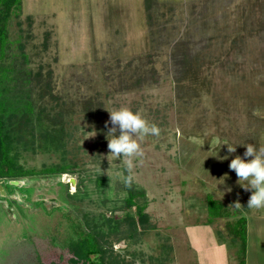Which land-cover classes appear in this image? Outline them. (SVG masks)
I'll list each match as a JSON object with an SVG mask.
<instances>
[{"label": "rangeland", "instance_id": "374dc122", "mask_svg": "<svg viewBox=\"0 0 264 264\" xmlns=\"http://www.w3.org/2000/svg\"><path fill=\"white\" fill-rule=\"evenodd\" d=\"M19 1L15 40L24 31L34 66L53 69L62 97L56 109L74 111L66 117L74 136L68 154L28 151L24 161L37 169L72 167L60 177L27 179L13 207L0 202V264H66L59 256L69 259L66 217L124 219L115 209L129 182L145 192L138 201L154 229L138 240L109 235L113 264H238L226 223L242 216L246 264H264V0ZM180 40L199 54L197 78L187 84L198 94L190 106L177 101L168 64L170 42ZM140 64L148 74L155 69L159 82L120 93L119 77L108 70L127 69L131 77ZM97 95L104 113L86 115L82 99ZM68 183L70 195L81 184L82 200L67 197ZM208 196L225 203L232 218L205 226ZM129 211L137 215L135 207Z\"/></svg>", "mask_w": 264, "mask_h": 264}, {"label": "trees", "instance_id": "16d2710c", "mask_svg": "<svg viewBox=\"0 0 264 264\" xmlns=\"http://www.w3.org/2000/svg\"><path fill=\"white\" fill-rule=\"evenodd\" d=\"M147 7L150 10V6ZM0 11V182L31 180L38 176L47 177L49 175L60 177L62 174H68L72 165L64 163L55 165L56 167L37 169L36 167H27L26 161H24V153L28 151L68 154L66 149L74 136L66 128V117H70L72 110L58 111L56 109L59 99L62 97L59 95L57 85L54 84L53 69L48 63L34 66L35 57L25 52L27 44L23 38L24 31L19 39L15 40L14 30L12 31L13 19L20 17L21 2L19 0H1ZM148 17L150 20L149 32L151 37H154L158 32L154 29L152 16L148 15ZM196 32V30L194 33L192 31L191 37L195 36ZM9 34L12 35L13 41L11 42L6 40L9 39ZM6 36L7 38H5ZM47 38H49L48 33L43 44L44 50H47L48 47ZM170 43L172 46L168 64L170 71L174 73L177 101H182L183 104L190 106L192 104L190 99L198 94L187 84H189L190 78H197L195 65L199 60V54L195 48L191 47L188 40ZM14 49H17L18 53ZM150 57L152 56L150 55ZM132 67L134 66L131 62L126 65V68ZM117 69H121L120 65H117ZM110 70H108L110 72L108 76L119 77L120 93L140 91L150 83L159 82V80H154L155 77H158V72L152 69L148 74L143 64L135 66L134 72L129 74L131 77H127V69L124 71L121 69L117 75ZM198 84L199 80L197 79L196 85ZM100 96L83 98L82 112L86 115L104 113ZM95 108L97 110L93 112ZM63 162H65V158H63ZM255 164L257 166L261 163ZM103 182L104 179H97L99 186L103 185ZM78 186V192L70 195L68 192L70 183H68L66 194L70 200L84 198H81L83 187L81 184ZM143 197H145V192L138 190L129 182L128 194L123 201V206L115 209L126 212L124 219L117 220L114 215L110 217L109 214L99 218H92L88 214L76 218L67 216L71 232L65 239L64 250L66 249L69 259H63L64 253L59 255L60 258L66 264H113L109 261L112 256L110 254L113 252L110 247H107L111 244L108 241L109 235L118 242L138 240L147 231L154 229V226L149 223L150 216L145 212L146 204H140L138 201ZM207 204L210 217L205 226H212L218 219L232 218L233 213L222 201L208 196ZM133 207L137 209L136 216L129 211ZM139 226L145 231L140 232ZM105 228H107L106 233L104 232ZM226 229L233 246L237 248L238 264H246L249 242L248 219L242 216L236 220L227 221ZM36 264H43V261L37 260Z\"/></svg>", "mask_w": 264, "mask_h": 264}, {"label": "flooded vegetation", "instance_id": "af4514ba", "mask_svg": "<svg viewBox=\"0 0 264 264\" xmlns=\"http://www.w3.org/2000/svg\"><path fill=\"white\" fill-rule=\"evenodd\" d=\"M0 183H3V186H4V189H5V192H6V195L4 197L1 196L0 194V200L1 201H8V204L13 207V205L16 203V201L14 200H11L12 197H16L15 196V193L17 192H22L23 190H19V187H16V186H11L9 183L7 182H0ZM13 204V205H12ZM2 205V204H0Z\"/></svg>", "mask_w": 264, "mask_h": 264}, {"label": "water", "instance_id": "95a60500", "mask_svg": "<svg viewBox=\"0 0 264 264\" xmlns=\"http://www.w3.org/2000/svg\"><path fill=\"white\" fill-rule=\"evenodd\" d=\"M26 180H27V179L11 180V181H9L8 183H9L11 186H16V187L20 186V187H23V186L26 185V184H25V181H26ZM71 184H72V185H75V180H71ZM0 194H1L2 197H4V196L6 195V192H5V189H4V186H3V183H0ZM0 202H2V201L0 200Z\"/></svg>", "mask_w": 264, "mask_h": 264}]
</instances>
